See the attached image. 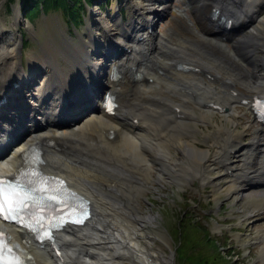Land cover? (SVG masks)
<instances>
[{
	"label": "bare ground",
	"instance_id": "6f19581e",
	"mask_svg": "<svg viewBox=\"0 0 264 264\" xmlns=\"http://www.w3.org/2000/svg\"><path fill=\"white\" fill-rule=\"evenodd\" d=\"M123 1L128 7L127 21L119 11L106 12L103 21L90 7L87 28L92 30L83 41L85 53H78L77 47L63 40L56 59L49 55L30 63L32 73L27 79L20 53L21 34L13 30L10 36L0 35V96L7 94L8 98L0 107V142L8 141L0 153V172H16L24 151L33 142L53 138L46 169L63 173L93 205V215L85 225L59 232L60 252L48 244L37 246L30 235L8 224L12 239L23 246L22 253L32 264H124L125 259L136 264H171V258L157 255L156 250L149 252L142 242L148 238L145 233L156 216L142 213L139 196L142 190L152 188L156 166L160 178L167 172L178 180L183 162L190 169L188 176L184 174L186 180L199 176L204 183H211L216 198L224 193L237 202L245 197L243 185L254 183L261 195L251 201L264 208V123L255 131L251 144L261 148L260 155L249 154L250 149L241 142L240 123L234 118L236 104L246 99L247 109L253 113L254 97L264 96V68L258 69L254 62H264V15L260 14L264 0H188L194 3L193 10L205 11L195 15L202 19L200 37H184L177 30L162 35L151 31L152 18L166 9L168 0ZM213 3L222 5L236 23L245 25L241 37L232 38L234 30L217 25L214 20L218 19H209L207 12L213 13ZM180 14L186 15V11ZM106 20L114 23L105 25ZM191 24L189 31L196 32ZM222 34H227L233 47L216 37ZM101 46L105 47L103 52H99ZM60 55L68 63L65 68L58 61ZM105 60L120 63L123 69L117 82L107 78L118 94L116 113L99 108L79 119V110L65 114L66 96L73 84L83 80L89 91L94 89V76L101 72ZM179 61L189 62L198 70H183L177 66ZM156 62L164 72L154 68ZM133 67L143 70L147 78L135 80ZM33 111L43 115L34 121L30 117ZM215 111L228 113L232 130L224 128V142L216 140L218 149L212 150L210 145H199L195 131L196 122L210 119ZM63 113L71 117L60 119ZM22 120L31 121L27 134L16 127ZM169 145L181 152L177 161H172ZM235 160H239L237 166ZM261 225L257 236L251 233L249 239L262 244L260 260L264 264V219Z\"/></svg>",
	"mask_w": 264,
	"mask_h": 264
},
{
	"label": "rangeland",
	"instance_id": "374dc122",
	"mask_svg": "<svg viewBox=\"0 0 264 264\" xmlns=\"http://www.w3.org/2000/svg\"><path fill=\"white\" fill-rule=\"evenodd\" d=\"M229 1L232 2V0ZM7 2L5 0L0 4V35L4 33L10 36L9 34L13 30L18 35L21 34L23 42L20 45V53L22 55L23 75L26 76V79L32 73L30 63L34 60L35 62L36 60H42L43 57L49 55L54 56L56 59L63 40L77 47L78 53H85L86 48H84L83 41L88 39L89 30H92V27L87 28L88 18L92 15V11L89 10L91 8L86 7L82 10L84 20H80L78 25L74 26L75 19L59 7L55 9L48 8L46 13L43 9L41 11L37 9V12L31 17L32 21H29L23 16L25 10L24 0H13L11 6L6 4ZM193 4L188 0H168L166 9L159 10L160 12L152 18L155 33L158 35L171 34V32L174 33L177 30L184 37L191 35L200 37L201 31H203L202 19L199 20L195 15L198 14L199 16L205 11L202 9L198 12L193 10ZM199 4H202V2H199ZM214 5L215 3H213ZM152 7H156V5L153 4ZM118 8L127 21L128 7L123 0H109L107 5H103L102 8L98 4L93 7L96 17H103L107 14L106 12H118ZM183 10L186 11L187 16L180 14ZM207 14L210 13L207 12ZM260 14L264 15V9ZM18 15L19 23L16 24ZM74 18L76 17L74 16ZM188 18H191L192 21ZM103 21H105L104 17ZM109 22L110 24L114 23L113 21ZM109 22L106 20L105 25ZM191 23L194 24L196 32L189 31L188 26H192ZM249 23L254 24V21ZM251 24H247L246 27H250ZM244 27L245 25H241L237 31L235 30L232 38L241 37L242 33L240 31ZM95 29H97L96 26H94L93 31H96ZM224 42H227L226 44L229 47H233L231 40ZM2 45L0 43V48ZM58 61L64 68L65 65H68L66 59L61 55ZM254 62L259 64L258 69L264 68L262 60L257 61L254 59ZM250 63L252 64V62ZM249 67L251 68V65ZM262 73L264 74L263 71ZM25 91L26 89L22 90V92ZM236 107L234 118L240 123L238 131L243 132L241 142L250 149V144L255 138V131L262 128V126L256 121L252 113L248 112L246 105L238 103ZM196 112L198 117L202 118L201 112L197 108ZM227 114L215 111L211 115V120L207 118L210 121L200 119L196 122L198 125H196L195 133L199 138L196 141L199 145L202 147L210 145L212 150L218 149L215 141L224 142L222 140L226 136L224 128L232 130L231 124L226 118ZM175 140L180 141V139ZM6 143L8 145V141ZM169 149L172 153V161L181 158V152L177 151L174 145H169ZM260 149V147L253 151L250 149L249 154L253 152L260 155ZM239 160H235V166H237ZM181 164L183 165V172H181L182 177H179V181L175 176L173 177L172 173L169 175L167 172L162 174L163 178H160L156 166L155 171H152L155 179L150 182L152 188L142 190L139 196L142 213H151L156 216V222L149 227L150 231L145 233L148 238L142 241L147 250L151 253L156 250L157 255L171 258V264H183V256L187 254L184 250L187 249L190 253H197L202 249L203 255H208L209 260L217 259L220 264H262L260 260L262 244L255 239H249L251 233L257 236L264 219V213H262L264 208L258 207L260 205L251 201L254 196L261 195L254 183L251 186L243 185L245 187L243 193L245 197L238 200L240 202L224 193L216 198L211 183H204L199 176L186 180L184 174L188 176L190 169H187L183 162ZM181 180L182 183H180ZM134 183L138 184V181ZM247 214H251L252 217L247 219ZM191 224L199 226L198 231L197 227L195 226V230L191 227ZM181 251H183V256ZM124 261V264H136L129 259Z\"/></svg>",
	"mask_w": 264,
	"mask_h": 264
},
{
	"label": "trees",
	"instance_id": "16d2710c",
	"mask_svg": "<svg viewBox=\"0 0 264 264\" xmlns=\"http://www.w3.org/2000/svg\"><path fill=\"white\" fill-rule=\"evenodd\" d=\"M8 4L10 5L13 0H7ZM88 2H92V0H87ZM109 0H105V3H108ZM25 3V13L26 15L31 18L36 12L41 11L43 9L45 12L48 11V8H61L66 13L70 15L71 18L75 19L74 23H78L82 19V10L84 9L85 2L84 0H24ZM74 16L76 18H74ZM196 226V225H195ZM195 226L191 224V227L195 229ZM197 227V231L199 229V226ZM196 230V229H195ZM202 235V232H201ZM206 237V236H204ZM187 254L184 257V260H182L183 264H220V261L217 259L209 260L208 255L202 254V249L200 252L197 253H190L189 249L184 250Z\"/></svg>",
	"mask_w": 264,
	"mask_h": 264
},
{
	"label": "snow or ice",
	"instance_id": "6c2138e0",
	"mask_svg": "<svg viewBox=\"0 0 264 264\" xmlns=\"http://www.w3.org/2000/svg\"><path fill=\"white\" fill-rule=\"evenodd\" d=\"M109 110H111L110 102ZM60 183L62 184V182ZM18 188L20 189L19 191H17ZM49 190L56 191L55 189L48 188L36 189L37 192H46ZM27 199H31V196L28 193L23 192V188L21 186H11L5 184L3 181H0V218L6 220H17L21 223H24L20 213L23 211L24 201ZM52 199H55V197H52ZM5 251H8L7 245L4 243L2 235H0V256H2ZM15 264H23V262L19 261V258H17Z\"/></svg>",
	"mask_w": 264,
	"mask_h": 264
},
{
	"label": "water",
	"instance_id": "95a60500",
	"mask_svg": "<svg viewBox=\"0 0 264 264\" xmlns=\"http://www.w3.org/2000/svg\"><path fill=\"white\" fill-rule=\"evenodd\" d=\"M3 0H1L0 2H2Z\"/></svg>",
	"mask_w": 264,
	"mask_h": 264
}]
</instances>
